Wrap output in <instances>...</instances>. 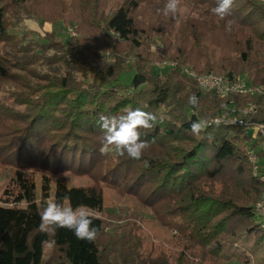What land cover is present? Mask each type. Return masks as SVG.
<instances>
[{"label": "trees", "instance_id": "1", "mask_svg": "<svg viewBox=\"0 0 264 264\" xmlns=\"http://www.w3.org/2000/svg\"><path fill=\"white\" fill-rule=\"evenodd\" d=\"M166 3L0 0V142L18 147L2 163L19 176V191L7 189L0 204V264H250L246 252L264 251L255 210L264 183L247 156L261 138L210 124L231 99L237 107L257 103L258 113L243 118L264 124V102L219 98L185 72L245 76L252 85H264V2L234 0L226 20L212 12L217 0H180L175 19L158 13ZM184 8L200 17H181ZM227 19L235 21L231 30ZM27 20L41 28L63 23L78 37L64 42L55 31L39 33L38 40L32 31L18 35L14 29ZM154 37L164 45L163 57L149 51ZM164 60L177 66L156 73ZM193 95L196 107L188 103ZM136 108L157 118L153 128L141 130V139L150 142L141 160L114 151L102 155L99 115ZM197 121L208 122L198 136L191 132ZM257 154L264 174V150ZM69 173L94 183L72 187L63 176ZM106 190L152 214L172 233L173 247L149 249L136 220L115 229L91 217L98 229L92 242L67 229L54 236L38 231L47 203L103 209Z\"/></svg>", "mask_w": 264, "mask_h": 264}, {"label": "clouds", "instance_id": "2", "mask_svg": "<svg viewBox=\"0 0 264 264\" xmlns=\"http://www.w3.org/2000/svg\"><path fill=\"white\" fill-rule=\"evenodd\" d=\"M234 0H217L216 6L212 12L220 20L232 15V6ZM180 0H167L164 8L158 9L165 17L176 18ZM233 19H227L226 30H231L234 24ZM188 103L196 107L197 98L193 95L189 97ZM157 118L153 113L146 112L140 108L127 109L123 114L105 115L98 117V126L103 133L101 147L99 152L107 154L114 151L118 156H127L133 160H141L144 151L150 146V142L141 139V130H148L154 127ZM207 121H197L191 124L193 135H199L207 126ZM145 166L148 161L144 160ZM63 199H69L67 195ZM258 207H264L258 205ZM40 223L38 231L49 236H54L57 229H67L74 233L77 239L92 242L98 236V229L93 226L92 218L89 215L86 206L80 205L76 208L65 207L62 202H49L39 213ZM45 244L54 243V240L44 241Z\"/></svg>", "mask_w": 264, "mask_h": 264}, {"label": "rangeland", "instance_id": "3", "mask_svg": "<svg viewBox=\"0 0 264 264\" xmlns=\"http://www.w3.org/2000/svg\"><path fill=\"white\" fill-rule=\"evenodd\" d=\"M181 17L198 18L200 17V14L196 10H189L184 8L181 12ZM14 30L18 32V35H24L27 32L32 31L33 33H35L33 38L36 40L40 38L39 33L43 35L44 32L51 31H55L57 37L64 42L68 41L70 37H78V33L73 27H67L63 23H57L55 25H52L51 23H46L44 27L41 28L38 23H36L34 20H27L23 25L16 27ZM154 38H152V40L150 41L149 51L154 55L163 57L164 45L160 39ZM101 56L103 59H106L108 61L111 60L109 52H102ZM128 59L133 60V58L130 57ZM175 66H177L176 62L164 60L163 63L156 64L155 72L159 74L161 71L165 72L167 68H173ZM262 101L264 102V100ZM15 146L16 144H9L8 139H4L2 142H0V204H2L1 201H3V196L7 189L15 193L19 191V176L17 170L12 169V167H6V165H3L2 163L6 159L8 154L12 152V150L18 148ZM260 149L261 147L259 146L257 151ZM63 176L68 180L69 185L72 187L90 186L94 183L92 178L87 175L77 176L74 173H69ZM35 177L38 179L37 189L41 190L42 173L37 172L35 174ZM56 180L57 178H52V193H54L53 187L55 185ZM23 199L24 206L26 204V200L25 197ZM66 207H68V204H66ZM86 209L88 210L90 217H95L98 219L104 218L113 223V225L118 226L115 229H119V226H121L122 224H129L130 221L136 220L141 229L143 230V234L141 235L147 240L149 249L150 247H152V245H156V247H163L166 249H170L171 247H173L172 233L162 227L159 223H157L152 214H149L145 210L135 206V203L132 199L120 197L114 192L106 190L105 203L103 209ZM256 220L258 223H260L261 221L259 217H256ZM239 246L240 244L238 246L236 245V248H239ZM241 248L242 247L239 248V251H242L240 250ZM246 254L249 256L248 260L250 259V264H264V251L258 253V255H254L250 252H246ZM232 264L244 263L242 261L236 260Z\"/></svg>", "mask_w": 264, "mask_h": 264}, {"label": "built area", "instance_id": "4", "mask_svg": "<svg viewBox=\"0 0 264 264\" xmlns=\"http://www.w3.org/2000/svg\"><path fill=\"white\" fill-rule=\"evenodd\" d=\"M259 1L264 2V0ZM185 72L195 78L201 88L208 92H215L219 98L227 99L238 95L264 100V85H252L243 76H237L231 79L214 74L198 75L189 69H185ZM258 108L259 106L254 102H251L244 107H237L235 99H231L228 108L214 118L210 124L214 123L223 124L225 126L240 127L243 131L252 136L253 139L261 138L260 147L264 150V124L260 123L253 125L247 119L243 118L244 116L256 115L258 113ZM247 156L253 165L254 176L260 177L261 182L264 183V174L260 171L257 151L254 149H248ZM258 205L264 206V192L259 202L255 205L256 213L261 219V224L264 228V207H258Z\"/></svg>", "mask_w": 264, "mask_h": 264}]
</instances>
